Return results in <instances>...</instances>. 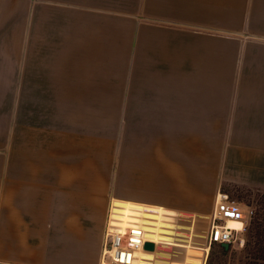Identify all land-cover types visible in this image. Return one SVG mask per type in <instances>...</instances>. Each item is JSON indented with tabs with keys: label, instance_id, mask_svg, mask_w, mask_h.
Instances as JSON below:
<instances>
[{
	"label": "crops",
	"instance_id": "crops-1",
	"mask_svg": "<svg viewBox=\"0 0 264 264\" xmlns=\"http://www.w3.org/2000/svg\"><path fill=\"white\" fill-rule=\"evenodd\" d=\"M13 1L20 10H35V50L28 49L26 35L16 58L21 73L42 76L37 106H60L62 99L86 107L93 98L106 106L100 93L107 90L109 17L131 12L144 21L130 37L127 94L132 122L147 124L138 138L148 141L133 153L147 190L136 200L110 198L159 206L179 218V211L158 203L196 200L209 130L210 137L227 140L228 185L264 192V0H0V12L12 11ZM11 41L0 34V67L11 69ZM4 122L0 263L100 264L107 199L93 186L91 165L45 161L28 137L35 130H18L16 140L12 114ZM178 228L174 240L189 239L191 232ZM193 237L197 246L208 245ZM158 250L151 264L154 258L156 264H180L184 255L169 261Z\"/></svg>",
	"mask_w": 264,
	"mask_h": 264
},
{
	"label": "rangeland",
	"instance_id": "rangeland-1",
	"mask_svg": "<svg viewBox=\"0 0 264 264\" xmlns=\"http://www.w3.org/2000/svg\"><path fill=\"white\" fill-rule=\"evenodd\" d=\"M12 4V11L0 12V34L11 37L12 41L9 46L13 52L11 69L7 66L6 68L0 67V150H3L5 143L4 126L7 124L4 121L12 114L15 120L13 126L16 130L14 139L18 140V130L23 133L26 128L35 130V132L30 131L28 137L32 140L31 143L35 147L37 156L38 153H41L45 161L90 164L93 186L96 187L97 184V187L103 191L107 204L112 196L137 199V196H141L147 187L138 181V172L135 170L136 163H134L138 155L133 153H138V147L142 141H148L138 138L144 133L143 131L148 129L147 124L132 122L130 100L127 93L130 94L132 79L130 37L133 27L144 21L130 16L131 12H124L129 16L109 17L107 90L100 93L102 99L106 98V106L94 104L101 101L93 98L92 106L70 107L63 104L65 102L61 99L60 106L44 107L35 104L37 78L41 79L42 76H36L29 70L28 73L25 71L21 73L20 60L16 58L17 52L23 50L24 43H20V41L26 35L29 36L28 49L35 50V10H20L21 4L17 1H13ZM104 78L105 75H102V82ZM21 83L23 90H20ZM39 83L42 85L41 81ZM121 89L124 90V95H127L124 99L118 98V95L122 93ZM38 93L39 100L37 101L41 104L43 103V92ZM34 115L38 116V122L31 123L30 118ZM53 119L54 121H52ZM156 126L161 127L162 130V124ZM204 134L203 181L198 188L196 200L158 203L179 211V218L176 212L174 214L173 211L163 210L158 206L135 203L153 209L161 208L164 211V216L170 217V224L174 227L170 229L164 225L166 221L160 223L156 218L151 219L157 221L163 235L169 234L167 237L164 235L166 239L164 240L169 243H163L165 242L163 241L162 245L157 244L156 250L159 249L158 252L166 255L164 259L169 261L176 259L174 254L177 256L184 254L182 260L179 261L180 264H200L196 263L194 259L208 246L206 238L209 214L214 205V196L220 189L228 193L229 197L234 200L253 205L255 217L244 229H242L243 223L235 225L237 230L242 229L241 234L227 248L218 243L212 244L204 257L203 264H264V192L228 185L225 153L227 140L210 137L213 134L210 130L205 131ZM155 140L156 143L159 142L162 145V139ZM150 141L155 142L153 139ZM188 174L189 177L190 172ZM178 225L181 226L178 231L191 232V235L188 236L189 239L174 240L172 234H175ZM183 227L184 230H182ZM191 237L195 242L206 246H197L190 241ZM172 244L183 248V252L174 246H166ZM150 261L149 264H151ZM153 263L156 264L155 258Z\"/></svg>",
	"mask_w": 264,
	"mask_h": 264
},
{
	"label": "built area",
	"instance_id": "built-area-1",
	"mask_svg": "<svg viewBox=\"0 0 264 264\" xmlns=\"http://www.w3.org/2000/svg\"><path fill=\"white\" fill-rule=\"evenodd\" d=\"M110 198L107 204L100 264H132L136 250H146V225L150 218L137 208H130L124 215L122 207ZM255 217V208L251 204H243L229 197V194L218 190L214 197V205L209 214L207 226V244L234 243L241 230ZM140 220V221H139ZM228 220L241 221L243 228L237 230L227 225Z\"/></svg>",
	"mask_w": 264,
	"mask_h": 264
},
{
	"label": "bare ground",
	"instance_id": "bare-ground-1",
	"mask_svg": "<svg viewBox=\"0 0 264 264\" xmlns=\"http://www.w3.org/2000/svg\"><path fill=\"white\" fill-rule=\"evenodd\" d=\"M114 203L116 204H119L122 208V213L124 215H127L129 213V209L130 208H137L140 210L141 213H144L148 218H150L147 222V225H146V233H145V237L149 240H152L153 242L159 245H162L161 243L163 241H165V237L162 233V230L159 229V224L157 223V221H159L161 223V221H166L164 222L165 226L168 227L169 229L172 226V224H170V217H166L164 216V208L163 210L161 208H150V207H143L141 205H138V204H135V203H132V202H128V201H120V200H112ZM168 211V210H167ZM170 211V210H169ZM153 212H155V214H152ZM166 213V212H165ZM172 216V215H171ZM174 216V215H173ZM152 218H156L157 221H152L153 219ZM174 218V217H173ZM152 219V220H151ZM140 221V220H139ZM242 222L241 221H234V220H228L227 221V225L232 227V228H236V224H241ZM174 228V227H173ZM237 229V228H236ZM172 230V229H171ZM164 232V231H163ZM169 234L165 235L166 237L168 236ZM171 235V234H170ZM173 236V234H172ZM170 238V236H169ZM172 238V237H171ZM165 239V240H164ZM172 241V240H171ZM169 241H165L163 243H166ZM187 246V245H186ZM157 247V246H156ZM156 247H155V250H156ZM200 249V248H199ZM203 249V248H202ZM155 250L154 251H145V250H136L134 251L133 253V260H132V264H149V261L152 259L153 255H152V252L155 253ZM209 250V246H206L204 250H202L201 252L202 253H198V256H192V257H195V262L196 263H200V264H203V261H204V257L206 255V253L208 252ZM198 251V250H197ZM201 261V262H200ZM151 262V261H150ZM103 264H106V262H103Z\"/></svg>",
	"mask_w": 264,
	"mask_h": 264
},
{
	"label": "water",
	"instance_id": "water-1",
	"mask_svg": "<svg viewBox=\"0 0 264 264\" xmlns=\"http://www.w3.org/2000/svg\"><path fill=\"white\" fill-rule=\"evenodd\" d=\"M221 245H222L224 248H227L229 244H228V243H222ZM144 248H145L146 250H149V251H154V250H155V245H154V243L147 241V242H145V244H144Z\"/></svg>",
	"mask_w": 264,
	"mask_h": 264
}]
</instances>
